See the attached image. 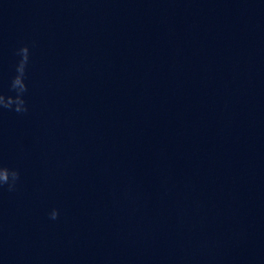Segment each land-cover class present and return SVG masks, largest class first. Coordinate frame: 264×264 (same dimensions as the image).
<instances>
[{
    "label": "clouds",
    "instance_id": "1",
    "mask_svg": "<svg viewBox=\"0 0 264 264\" xmlns=\"http://www.w3.org/2000/svg\"><path fill=\"white\" fill-rule=\"evenodd\" d=\"M19 57L15 65V75L11 78L9 88L10 93L0 92V111H14L17 114H23L28 111L25 96L28 92L27 69L30 63V47L25 44L16 50ZM20 180L18 169L8 167L0 163V189L7 187L8 191H14ZM49 218L56 220L59 218V210L52 209Z\"/></svg>",
    "mask_w": 264,
    "mask_h": 264
}]
</instances>
